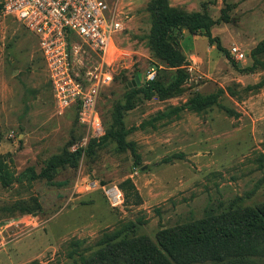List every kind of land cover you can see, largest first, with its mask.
Returning <instances> with one entry per match:
<instances>
[{"label": "rangeland", "instance_id": "rangeland-1", "mask_svg": "<svg viewBox=\"0 0 264 264\" xmlns=\"http://www.w3.org/2000/svg\"><path fill=\"white\" fill-rule=\"evenodd\" d=\"M167 2L212 19L211 35L224 51L203 30H176L186 77L167 94L143 98L135 91L153 64L165 85L175 70L152 45V0H123L116 42L127 59L114 65L97 108L106 131H125L124 149L110 138L86 139L74 108L56 113L38 37L0 12V159L14 177L0 184V264H143L145 256L125 246L134 237L171 264H213L172 254L186 246L185 233L200 232L229 210L263 204L264 216V52L251 54L264 38V0ZM233 44L244 60L228 55ZM132 94L120 127L115 116ZM195 96L214 102L195 109ZM64 151L79 154L52 176L23 174H38ZM261 232L232 243L246 247L237 264H264Z\"/></svg>", "mask_w": 264, "mask_h": 264}, {"label": "built area", "instance_id": "built-area-1", "mask_svg": "<svg viewBox=\"0 0 264 264\" xmlns=\"http://www.w3.org/2000/svg\"><path fill=\"white\" fill-rule=\"evenodd\" d=\"M122 1L0 0L2 15L20 21L38 37L56 113L74 108L79 123L86 127V139L104 135L97 108L99 92L112 81L114 65L127 59L116 42L123 27ZM228 53L237 61L246 55L235 44ZM154 76L153 66L146 71L145 81Z\"/></svg>", "mask_w": 264, "mask_h": 264}, {"label": "trees", "instance_id": "trees-1", "mask_svg": "<svg viewBox=\"0 0 264 264\" xmlns=\"http://www.w3.org/2000/svg\"><path fill=\"white\" fill-rule=\"evenodd\" d=\"M154 8V20L151 26V37L153 48L158 55L159 59L164 62L165 66L169 69L175 70V79L173 82L165 85L162 81L156 79L157 64H153L155 67V76L150 81H145V85L138 89L137 92H141L143 98H149L154 94H167L170 91L176 89V87L186 77L185 56L179 47V42L176 37V30L182 27L187 28L190 32H197L203 30L207 39L210 42H215L216 47L219 50L224 49L221 47L217 37L211 35V27L214 24L212 19H209L204 13L199 12H183L169 6L167 0H152ZM264 52V38L260 40L252 49L251 54H259ZM229 55V53H228ZM230 56V55H229ZM130 95L126 103L117 111L114 119V123L121 127V110L130 109L134 105V101ZM214 102V99L201 98L195 96L189 100V106L200 109L202 107L210 105ZM177 110V109H176ZM77 116V112H76ZM113 127V128H112ZM110 127L104 132V135L98 139H91V142L95 143L99 140L101 142L106 141L108 138L116 141L118 149H124L127 143L124 140L125 131L121 128ZM105 128V127H104ZM79 154L76 151L72 154H67L65 151L59 156L51 158L49 164L42 169L38 174H34L32 169H27L23 174H29L32 178L50 177L55 172L58 166L70 162L75 159ZM135 156V161L138 163L139 157ZM177 156L174 155V157ZM13 174L8 165L0 159V184L7 185L13 180ZM263 204H259L255 209L241 208L232 209L227 211L220 218L219 222L209 225L202 224V230L200 232H187L182 236L180 242L187 243L185 247H176L173 258H181L185 263L199 262L203 258H208L213 264H237L243 260L245 256V246L232 245L233 242H241L243 234L246 232H252L256 235L263 233L264 230V216L260 213L259 209ZM109 237V235H107ZM118 234H113L112 238H115ZM125 246L130 249L131 255L136 253L145 256L143 264H171L158 252L153 251L144 242L134 237L129 241H125ZM206 248V251H192V247ZM25 264H39L34 260Z\"/></svg>", "mask_w": 264, "mask_h": 264}, {"label": "water", "instance_id": "water-1", "mask_svg": "<svg viewBox=\"0 0 264 264\" xmlns=\"http://www.w3.org/2000/svg\"><path fill=\"white\" fill-rule=\"evenodd\" d=\"M135 81H136V83L138 84V83H139V78L136 77V78H135ZM133 85H134V84H133Z\"/></svg>", "mask_w": 264, "mask_h": 264}]
</instances>
